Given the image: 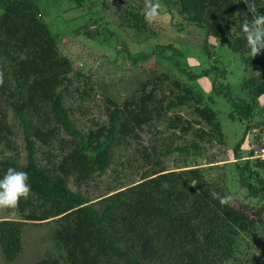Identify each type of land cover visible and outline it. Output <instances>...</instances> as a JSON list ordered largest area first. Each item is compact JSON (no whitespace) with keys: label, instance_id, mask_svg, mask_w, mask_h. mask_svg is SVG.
<instances>
[{"label":"trees","instance_id":"16d2710c","mask_svg":"<svg viewBox=\"0 0 264 264\" xmlns=\"http://www.w3.org/2000/svg\"><path fill=\"white\" fill-rule=\"evenodd\" d=\"M84 1L75 0L77 9L88 5L82 18L92 17L100 26L105 1ZM122 2V23L137 33L147 31L150 22L143 4ZM161 2H171L170 14L177 10L180 31L187 26L203 29L207 38L220 40L241 57V87L248 97L242 104L218 81L226 69L216 59L193 73L179 60L178 45L168 42L156 44L152 54L171 62L176 71L152 73L121 102L106 97L104 119L79 128L72 104L80 109L88 102L94 92L91 78L61 54L40 18L37 0H0V175L14 167L27 173L31 185L16 207H3L16 216L0 219L5 264H13L20 254L26 222L54 223V247L34 264H225L237 259L244 237L264 232V158H252L251 147L255 142V148L264 147L259 142L264 113L256 111V99L264 96V57L250 53L242 31L243 22L255 13H248V0ZM253 2L264 14V0ZM204 50L206 57L213 56L206 44ZM202 77H210V93L229 102L230 120L244 124L232 148L233 162L215 165L230 175L237 193L245 192L225 205L218 197L227 195L209 183L207 169L199 164L206 159L208 164L221 162L207 155L210 149L226 152L212 98L195 83ZM13 120L22 127L24 164ZM162 126L173 136L169 144L155 137ZM255 128L260 132H253ZM149 131L155 133L144 144ZM177 139L184 143L174 145ZM121 147H132L133 158L137 156L146 171L137 182L91 203L80 187L104 174Z\"/></svg>","mask_w":264,"mask_h":264},{"label":"rangeland","instance_id":"374dc122","mask_svg":"<svg viewBox=\"0 0 264 264\" xmlns=\"http://www.w3.org/2000/svg\"><path fill=\"white\" fill-rule=\"evenodd\" d=\"M79 1L85 3L84 0ZM100 1H105L106 9L101 12L103 20L99 22V26V24L92 23V17L83 19L84 13L89 9L87 4H83L82 8L77 9L75 0H37L40 18L47 23L61 54L68 57L73 67L90 77L94 84V92L88 102L81 105L80 109L77 104H72L73 110H75L74 119H72L75 120L76 126L79 128L87 129L92 127L93 120L104 119L106 97L121 102L132 95L141 82L150 77L152 73L166 72L172 74L176 71L171 62L152 54L156 44L172 42L178 45L179 60L184 63V66H189L193 73L208 68L216 59L217 65L226 69L224 78L218 76V81L230 87L231 94L238 103L242 104L248 98L241 87V81L245 74L241 57L220 40L217 41L212 37L207 38L203 29L187 26L185 31H180L177 27H179V22H182V19L177 14L176 9L173 10V14L169 13V10L174 8L170 4L171 2L162 4L160 0L162 6L160 15L155 20H149L150 24L147 31L137 33L122 23L120 14L125 6L123 0ZM127 2L143 4L145 8L148 1L127 0ZM205 44L209 54L213 55L209 58L206 57ZM140 54H142L140 59L131 63L132 59ZM260 54L264 57V50ZM175 75L177 76L178 72ZM209 81L210 77H202L198 78L195 83L212 98L210 106L220 120L226 141V152L224 154L222 152L216 153L218 149L216 147L210 149L207 155L209 157L215 155L214 161L221 162L208 164L206 159V161H199V164L201 163L200 167L207 169L205 174L209 183L216 185L222 193L233 200L239 195L243 197L245 192L237 193L230 175L215 168V165L222 166L224 162H233L232 148L243 134L244 124L240 121L230 120L231 106L229 102L221 95L210 93L208 90ZM256 101L258 103L257 113L261 111L264 113V96H259ZM179 113L186 118L191 117L183 110H180ZM171 114L172 112L168 113V115ZM9 117L12 119V116L9 115ZM9 121L11 122V120ZM13 127L21 163L24 164L26 151L21 134L22 127L15 120H13ZM157 127L159 128V125ZM160 131L161 133H157L155 137L157 139L162 138L165 143L169 144L173 138L172 134L166 133L163 126ZM255 131L256 133L260 132L258 128L253 129V132ZM154 133L149 131L145 134L143 143L146 144ZM259 135V142L264 145V131ZM183 143V140L177 139L174 145H182ZM255 143L251 145L253 150L256 149ZM39 149L45 150L46 148ZM118 153L120 154L115 157L114 162L104 174L80 187L81 193L91 203L97 204L104 195L109 194L112 190L137 182L141 174L146 171L147 168L138 160L137 156L133 158L132 147H127V149L121 147ZM246 154L247 152L244 153V155ZM211 165L214 166L210 167ZM170 168L172 169L173 166ZM69 186L72 190L77 191L71 182ZM15 217L14 213H7L6 209L0 207V219ZM53 227L54 223L26 222L22 230V249L13 264H34L48 251H51L54 247L52 241ZM238 248L237 259L225 264H264V232H257L251 237H244L238 244ZM0 264H5L1 254ZM61 264L67 263L61 261Z\"/></svg>","mask_w":264,"mask_h":264},{"label":"clouds","instance_id":"9594fccd","mask_svg":"<svg viewBox=\"0 0 264 264\" xmlns=\"http://www.w3.org/2000/svg\"><path fill=\"white\" fill-rule=\"evenodd\" d=\"M160 0H148L144 15L148 20H155L160 15ZM248 13L254 12L251 18L243 22L242 31L246 34V44L253 56L264 50V14L256 10L253 0H248ZM31 190L28 175L25 171L9 167L0 175V207L14 208ZM218 195V194H217ZM219 203L225 205L229 197H218Z\"/></svg>","mask_w":264,"mask_h":264},{"label":"built area","instance_id":"2783aa9c","mask_svg":"<svg viewBox=\"0 0 264 264\" xmlns=\"http://www.w3.org/2000/svg\"><path fill=\"white\" fill-rule=\"evenodd\" d=\"M253 158L254 157H260V158H264V147L261 148V149H254L253 150Z\"/></svg>","mask_w":264,"mask_h":264}]
</instances>
